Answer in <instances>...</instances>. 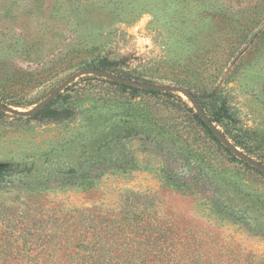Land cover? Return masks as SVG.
Wrapping results in <instances>:
<instances>
[{
  "label": "rangeland",
  "instance_id": "374dc122",
  "mask_svg": "<svg viewBox=\"0 0 264 264\" xmlns=\"http://www.w3.org/2000/svg\"><path fill=\"white\" fill-rule=\"evenodd\" d=\"M102 57L119 60L118 74L188 87L209 113L223 108L218 128L264 161V0H0L1 102L28 109ZM104 78L62 90L51 107L74 110L63 121L0 113V163L32 178L0 201L152 202L150 215L207 262L264 253V173L216 142L184 94Z\"/></svg>",
  "mask_w": 264,
  "mask_h": 264
},
{
  "label": "trees",
  "instance_id": "16d2710c",
  "mask_svg": "<svg viewBox=\"0 0 264 264\" xmlns=\"http://www.w3.org/2000/svg\"><path fill=\"white\" fill-rule=\"evenodd\" d=\"M118 63L119 60L102 57L92 67L116 73L114 66ZM119 74L149 81L125 73ZM104 79L133 91L173 93L170 90L145 89ZM61 92L44 108L29 116L10 115L17 118L46 117L53 121L68 119L74 114L72 108L51 107ZM200 106L214 123L226 115L223 108L209 113L202 104ZM0 113L6 111L0 108ZM194 117L216 142L232 153L196 110ZM36 181L39 185L43 183L42 180ZM31 182L30 168L15 163H0V194L20 192L21 189L26 191L28 187L31 190V186H28ZM172 183L178 186L181 182ZM29 201L13 198L0 201V264H241L238 260L207 262L206 257L213 256H207L208 251L200 244L188 245V236L173 232L150 215L152 202L135 206L126 198L125 203H120L117 209L71 204L58 206ZM197 241H200L199 238L194 237V242ZM248 255L252 258L249 264H264V253H248L245 256Z\"/></svg>",
  "mask_w": 264,
  "mask_h": 264
},
{
  "label": "water",
  "instance_id": "95a60500",
  "mask_svg": "<svg viewBox=\"0 0 264 264\" xmlns=\"http://www.w3.org/2000/svg\"><path fill=\"white\" fill-rule=\"evenodd\" d=\"M83 74H97L102 77L108 78L110 80H114L117 82H123L126 84L135 85L145 89H159V90H170L175 92H180L184 94L192 105L195 107L196 111L199 113L200 117L206 122V124L210 127V129L216 134V136L221 140V142L237 157L246 161L250 165L264 171V163L251 157L247 153L240 150L234 143H232L224 133L218 128V126L210 120V118L206 115L205 111L200 106L198 100L196 99L193 92L186 86L181 85H173V84H161L156 82L149 81H141L136 80L130 77H125L121 74H117L114 72H110L107 70L99 69L97 67H85L81 68L69 76H67L58 86H56L51 92H49L43 99H41L38 103L28 109H19L17 107L8 105L6 103L0 102V108L4 109L6 112L29 116L40 109L44 108L60 91H62L71 81L76 79L78 76Z\"/></svg>",
  "mask_w": 264,
  "mask_h": 264
}]
</instances>
